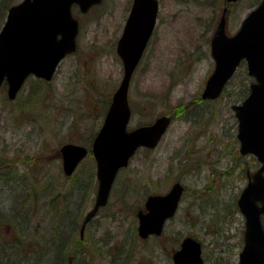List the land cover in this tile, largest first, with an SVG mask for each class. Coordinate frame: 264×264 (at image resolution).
<instances>
[{"label":"rangeland","instance_id":"obj_1","mask_svg":"<svg viewBox=\"0 0 264 264\" xmlns=\"http://www.w3.org/2000/svg\"><path fill=\"white\" fill-rule=\"evenodd\" d=\"M127 2L103 0L86 12L74 11L80 21L78 49L62 61L53 80L30 76L15 99L6 98V87L0 92V260L3 234L10 235L14 229L10 216H18L28 197L35 258L43 249L38 235L42 233L45 240L47 256L42 264L52 255L59 235L63 242L72 240V247L78 245L74 264H172L169 254L187 234L203 243L206 257L222 253L232 262L241 250L245 219L237 198L245 180L240 165L235 166L237 150L229 142L237 121L231 104L252 80L246 65L241 64L221 97L192 107L197 108L195 113L205 109L210 123L194 121V125L188 119L192 112L180 113L199 98L215 69L210 42L220 18L226 15V29L233 34L249 12L250 0L234 4L224 14L222 4L166 0L154 43L132 78L129 128L153 122L162 113L179 115L157 147L140 148L120 169L108 204L84 230L86 244L85 239L80 241V230L68 233L67 239L63 236L81 208L82 225L93 206L98 179L92 154L66 175L60 148L68 141L90 143L89 136L93 138L103 124L124 72L116 48ZM224 151L226 157L221 155ZM15 165L17 180L11 176ZM175 180L185 186L177 213L159 239L141 238L137 212L143 201L152 193L169 190ZM80 183L83 189L77 194ZM86 185L90 195L84 196ZM37 225L38 233L33 235Z\"/></svg>","mask_w":264,"mask_h":264},{"label":"water","instance_id":"obj_2","mask_svg":"<svg viewBox=\"0 0 264 264\" xmlns=\"http://www.w3.org/2000/svg\"><path fill=\"white\" fill-rule=\"evenodd\" d=\"M101 1L20 0L10 6L0 30V88L7 83L10 99L16 97L31 74L50 80L60 61L76 50L79 20L73 14V5L78 4L85 12ZM157 10V0H135L117 45L124 72L92 143L98 189L94 206L86 213L81 227L82 236L87 222L108 203L119 170L128 166L140 147L155 148L173 117L164 114L150 124L128 128L132 116L131 80L153 32ZM211 51L215 69L206 81L205 98H215L222 92L242 60H246L248 73L255 78L245 100L233 105L239 122L241 151L255 154L261 163L237 201L245 218V244L238 264H264V0L248 13L233 35L227 34L223 16L212 37ZM88 151L87 147L72 142L61 146L67 175L75 171ZM183 188L176 182L166 194L148 197V212H138V234L142 238L162 233L164 221L177 210ZM174 258L176 264H202L200 242L187 237Z\"/></svg>","mask_w":264,"mask_h":264},{"label":"flooded vegetation","instance_id":"obj_3","mask_svg":"<svg viewBox=\"0 0 264 264\" xmlns=\"http://www.w3.org/2000/svg\"><path fill=\"white\" fill-rule=\"evenodd\" d=\"M103 1V0H102ZM101 1V2H102ZM128 2H127V7H125V10H124V13H123V15H122V17L124 16V18H125V23H124V26H123V30H124V28H125V25H126V22H127V20H128V18L130 17V14H131V12H132V10H133V5H134V1L135 0H127ZM175 1V0H174ZM243 0H235V1H229V0H200V2H204V3H208V4H222L223 5V14L224 13H228V12H230V10L232 9L231 8V6H233L234 4H238V3H241ZM251 2L250 3H252V5H250V10L251 9H253V8H255L262 0H250ZM100 2V3H101ZM105 2H106V0H105ZM157 3H158V10H157V14H156V22H155V25H154V28H153V32H152V34H151V36H150V39H149V41H148V43H147V46H146V49H145V52H146V50L148 49V47L151 45L152 46V44L154 43V36H155V33L157 32V30H158V26L160 25V21H162V19H163V17H164V12H163V10H164V8L166 7V5H165V3H166V0H157ZM99 4V3H98ZM98 4H95V5H93L92 7H94V6H96V5H98ZM91 7V8H92ZM78 9H79V6L78 5H74L73 6V10L74 11H78ZM249 10V11H250ZM177 15V12L175 11V12H173L172 13V17H174V16H176ZM222 18V17H221ZM220 18V19H221ZM220 21V20H219ZM242 21H243V19H242ZM242 21H241V23H240V25H239V27H238V29L240 28V26H241V24H242ZM219 23V22H218ZM226 23H227V19H226ZM217 26H218V24L216 25V27L214 28V33H215V31H216V29H217ZM227 28V27H226ZM237 29V30H238ZM237 30L235 31V32H237ZM226 31H227V29H226ZM234 32V33H235ZM213 33V34H214ZM227 33H228V31H227ZM233 33V34H234ZM229 34V33H228ZM210 47H211V42H210ZM117 49V48H116ZM145 52H144V54H145ZM70 55V54H69ZM69 55H67L66 57H68ZM143 58H144V55H143ZM143 58H142V60H143ZM141 60V61H142ZM62 63V62H61ZM141 63V62H140ZM247 74H248V70H247ZM249 75V74H248ZM252 80L250 81V83H249V85H248V88H245V89H243V90H240L238 93H239V98H238V100L237 101H235L234 103H232L231 104V109L234 111V114H235V117H236V111L234 110V108H233V105H236V104H241L244 100H245V98L249 95V93H250V84H251V82L254 80L253 78H251ZM230 82V81H229ZM228 82V83H229ZM227 83V84H228ZM227 86V85H226ZM226 86H225V88H224V90L221 92V94L218 96V97H215V98H205L204 96H203V92H201L200 93V96H199V98L197 97V99H195V100H193V101H191V103H188V104H186V107L185 108H183V110H182V112L180 113V114H182L183 113V111H185V109L187 110V111H190V112H192L193 113V120L191 119V117L190 118H188L194 125H196L195 124V122L194 121H203V120H206L207 121V123H210L211 122V119H209V120H207L206 119V110L204 109V112L201 110V111H199V113H195V109H197V108H193L192 109V107L197 103V104H200V103H202V102H210V101H215L216 99H218L219 97H221L223 94H224V91H225V89H226ZM238 93H236V95L238 94ZM190 106H191V108H190ZM169 115V114H166V113H162V114H160L159 116H161V115ZM176 114L177 115H179L178 114V112L177 113H173V117H172V120H171V123H170V125L172 124V122L177 118L176 117ZM236 126H235V130H236V133L234 134V137H233V139L229 142V145L232 147V148H234V150H235V153H236V150H237V153L235 154V158L237 159V164L235 165V166H238V165H240V169H239V172H240V176L242 177L243 176V179L245 180V183L243 184L244 186L242 187V189H241V191H240V193L243 191V189L246 187V185L248 184V182L250 181V179L252 178V175H253V173L260 167V165H261V163H260V161H259V159H258V157L255 155V154H253V153H242V151H241V141H240V139H239V137H238V126H239V122H238V119H237V117H236ZM151 123V122H150ZM204 123V126L206 125V122H203ZM170 125H169V127H170ZM204 126H203V128H204ZM169 127H168V129H169ZM168 129H167V131H168ZM167 131L164 133V135L162 136V138L160 139V141H159V143L162 141V139L164 138V136H165V134L167 133ZM93 140H94V138H93ZM93 140L90 142V143H86L85 141H81V142H76V141H68V142H66V143H69V142H72V143H76V144H80V145H82V146H85V147H87L88 148V153H87V155L80 161V163L79 164H81V162L84 160V159H86L87 157H89L90 156V154H92L93 155V153H92V151H91V148H92V143H93ZM66 143H64V144H66ZM158 143V144H159ZM158 144H157V146H158ZM144 149H147V150H150V148H144ZM222 156L224 155L225 157H226V153H225V151L224 152H222V154H221ZM62 157V156H61ZM93 157H94V155H93ZM245 157L247 158H251V160L252 161H244V159H245ZM241 158H242V160L243 161H241ZM79 166V165H78ZM244 168H245V170H244ZM98 181V180H97ZM176 182H180L182 185H183V192H182V195H181V198H180V200H179V203H178V206H177V210H176V212H175V214L177 213V211H178V209H179V207H180V203H181V201H182V199H183V197H184V194H185V186H184V184L181 182V181H179V180H175V181H173V183L171 184V187L173 186V184L174 183H176ZM171 187L169 188V190L171 189ZM113 188V187H112ZM97 189H98V185H97ZM169 190H167V191H165V192H163V193H158V192H156V193H152V194H166ZM97 191V190H96ZM96 191H94V192H96ZM240 193H239V196H240ZM151 194V195H152ZM96 196V195H95ZM150 195H148V197H149ZM239 196H238V198H239ZM238 198H237V201H238ZM148 199V198H147ZM94 201H95V199H94ZM93 201V206H94V202ZM146 202H147V200H146ZM146 202L144 203V201H143V203H142V206L140 207V209L139 210H142L143 212H148V208H147V205H146ZM92 206V207H93ZM106 206V205H105ZM105 206H101L99 209H98V211L101 209V208H103V207H105ZM98 211H97V213H98ZM240 211V210H239ZM139 212V211H138ZM138 212H137V216H138ZM241 212V211H240ZM97 213H96V215H97ZM174 214V215H175ZM241 214H242V212H241ZM95 215V216H96ZM173 215V216H174ZM243 215V214H242ZM86 216V215H85ZM94 216V217H95ZM173 216H171V217H168V218H166V220L164 221V227H163V231H162V233L161 234H149L146 238H143V239H147V238H150V237H158V239H159V237H161L162 236V234H163V232H164V228H165V226H166V223H167V221L169 220V219H171V218H173ZM84 219H85V217H84ZM84 219H83V221H82V225H83V222H84ZM93 219V218H92ZM91 219V220H92ZM245 219V218H244ZM90 220V221H91ZM90 221H88L87 222V224H86V226H85V229L84 230H86V228H87V226H88V223L90 222ZM262 221H263V225H264V214H262ZM82 225H81V227H82ZM80 230H81V228H80ZM84 235L82 236L81 235V232H80V239H82V240H84ZM187 237H194V236H192V235H190V234H187V235H185V236H183L182 238H180L179 239V244H176V246H174V248H173V251L171 252V254H169L170 255V258H171V260H172V264H176V261H175V258H174V255L177 253V252H179L181 249H182V244H183V242H184V240L187 238ZM194 238H196V237H194ZM197 239V238H196ZM242 247H241V250L243 249V247H244V244H245V224H244V230H243V236H242ZM199 242H200V244H201V256H202V258H203V263L202 264H238L239 263V260H240V253H241V250H240V252L238 253V255H237V257L236 258H232V262H230L227 258H225L224 256H223V254L222 253H216V256H214V258H212V257H206V254H205V249H204V246H203V243L199 240ZM67 264H74V257H71V258H69V260H68V263ZM98 264H100V263H98ZM146 264H152V263H150V262H147ZM170 264H171V262H170Z\"/></svg>","mask_w":264,"mask_h":264},{"label":"trees","instance_id":"obj_4","mask_svg":"<svg viewBox=\"0 0 264 264\" xmlns=\"http://www.w3.org/2000/svg\"><path fill=\"white\" fill-rule=\"evenodd\" d=\"M18 1L19 0H0V24L4 23L9 7ZM245 75H246V73H245ZM248 78H250V77L248 76ZM36 80H41V79H36ZM32 97L35 99V94H33ZM6 98H7V96H6ZM28 105H29V103H28ZM26 113H27V111H26ZM22 114H23V112H22ZM93 138L91 136H89L90 142L93 140ZM15 169H16V165L13 167V169L11 171L12 172L11 174H13L11 176H14L15 179L17 180V174L15 173ZM20 178H21V182H23L24 178H23L22 174L19 175L18 179L20 180ZM87 188H88V185H86V190L84 189L85 190L84 196H86L87 194L90 195V193L87 191ZM81 189H83V184L80 183L79 186L75 189V192L77 191L76 193L79 194ZM35 194L36 193L34 192V195ZM26 196H28V195H26ZM28 199H31V197H28L27 200L23 201V204L21 206L22 211L17 213V215H18L17 217H15V216L11 217L10 216L9 221L11 222L12 227L14 229L10 235H7L5 233L3 234L4 238H3V241H1V243L3 245V252H2L3 259L0 260L1 261L0 264H35V261L38 262L37 264H42L43 263L42 261L47 256L46 251L44 250L45 240H44L42 233L38 235V238L41 239L38 243L43 248L41 250V253H39L40 257L35 258L34 254H33V251L35 249L34 248L35 246L33 247V243L35 242L34 241L35 237H32V238L29 237V232H30L29 228L31 229L32 212H29V207L27 204ZM88 200H89V198H88ZM90 200H91V198H90ZM83 212L84 211L81 208V210L78 209L77 213L74 214V217L71 219L72 224L70 226H67L68 229L66 228L65 233L63 234V236H65V238L68 236V233L69 234L71 233V231L73 233H75L77 231L79 232V230L81 228L80 217L82 216ZM34 228H35V232L33 233V235H36L38 233V225L33 226V229ZM23 229H24V231H23ZM16 233H19L17 235V237H12ZM27 237L29 238V240ZM58 237H62V236L59 235ZM58 237L55 240V241H57L56 246L54 247L55 251L53 250L52 255L48 259H45L46 264H67L69 258L74 257V255H76L78 252V250H77L78 245H73V247H72V244H73L72 240H69V241L65 240V242H63ZM30 239H31V241H30ZM84 239L86 240V236ZM80 241H83V240H80ZM86 242H87V240L84 243L86 244ZM29 245H31V247H29L30 249L26 248V246H29Z\"/></svg>","mask_w":264,"mask_h":264}]
</instances>
